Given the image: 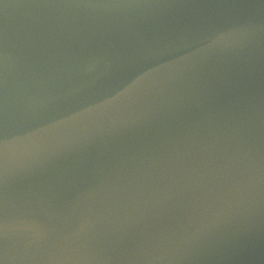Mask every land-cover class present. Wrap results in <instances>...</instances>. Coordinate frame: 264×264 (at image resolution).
Segmentation results:
<instances>
[{
  "label": "water",
  "instance_id": "water-1",
  "mask_svg": "<svg viewBox=\"0 0 264 264\" xmlns=\"http://www.w3.org/2000/svg\"><path fill=\"white\" fill-rule=\"evenodd\" d=\"M0 264H264V0H0Z\"/></svg>",
  "mask_w": 264,
  "mask_h": 264
}]
</instances>
